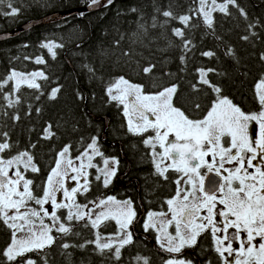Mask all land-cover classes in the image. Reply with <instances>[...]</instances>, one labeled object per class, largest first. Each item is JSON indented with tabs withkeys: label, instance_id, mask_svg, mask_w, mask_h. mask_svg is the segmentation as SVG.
Instances as JSON below:
<instances>
[{
	"label": "snow or ice",
	"instance_id": "obj_1",
	"mask_svg": "<svg viewBox=\"0 0 264 264\" xmlns=\"http://www.w3.org/2000/svg\"><path fill=\"white\" fill-rule=\"evenodd\" d=\"M100 2L90 0L89 7L99 6ZM112 2L107 0V4ZM194 3L198 6L190 8L188 14L175 15L171 9L162 12L164 17L184 25V28L172 29L173 35L182 41V64L186 63L187 53L196 47L192 39L185 35L186 28L196 27L190 23L193 15L201 16L206 28L211 29L213 34L215 12L230 16L229 6H232L240 16L248 19V13L237 0H194ZM4 6L7 12H2ZM0 13L15 17L20 8L13 6V0H0ZM168 22L164 21L165 24ZM253 27L254 24L248 25L249 29ZM242 39L247 41L249 36L245 35ZM115 43L119 44V40ZM40 46L46 48L53 59L57 55L55 49L63 47L54 42ZM201 55L214 58L216 53L209 50L201 52ZM225 55L236 58L232 48ZM260 59L264 60V53ZM35 63L46 64V61L37 56ZM154 68L155 65L150 64L143 68V72L150 74ZM89 71L93 70L89 68ZM197 73L199 79L197 84L192 85L193 91L200 92L198 85H205L215 96L200 118H194L193 109L178 106V84L161 87L153 82L151 87H159L160 90L145 92V85L120 76L105 90L109 102L123 106L127 131L145 137L142 143L150 149L154 175L167 181L169 171L176 174L173 181L175 194L164 201L167 211H148L143 228L145 232L154 230L159 247L170 254L164 264H194L191 259L182 258L179 254L186 248L196 247L199 237L205 232H210L221 264H264V76L255 85L259 110L245 112L231 98L222 95L223 89L218 84L208 79L210 73H224L203 67L198 68ZM38 79L46 82L49 77L43 70L30 73L10 70L0 80V93L12 83V90L3 95L7 106L14 108L20 105L21 97L16 94L23 85L43 95ZM61 87L52 88L49 99H56ZM40 95L35 99L39 100ZM78 96L84 99L82 95ZM201 107L199 102L194 103L195 110ZM13 119L18 121L20 116L16 114ZM52 127L51 124L46 126L43 139H52L56 135ZM148 132L153 134L145 136ZM0 137L4 138L0 141V222L11 232L10 242L0 253L4 264H16L18 259L19 264H37L36 260L27 257L28 253L42 252L62 237L79 235L73 232V227L81 222L84 227L94 230L95 239L87 241V244H93L99 255L111 253V258L119 261L122 249L134 243L131 226L137 212L133 201L130 198L118 200L116 196L84 203L77 199L78 195L86 196L91 191L90 169H96L94 179L105 188L116 175L119 160L105 157L98 137H92L84 151L75 158L71 156L72 145H65L57 153L42 188L41 185L34 188L35 181L26 178L29 171L37 174L41 171L32 152L23 150L5 158L3 154L14 145L9 142L7 132L0 133ZM30 147L34 149L36 145L31 144ZM157 147L161 151H157ZM95 157L102 159V166L93 163ZM226 164L233 167H225ZM67 181L75 182V186L69 187ZM37 190H40V195L36 194ZM58 194L62 198L58 199ZM45 205H50L51 211ZM218 205L221 207L218 208ZM59 210H65L63 217L58 215ZM217 217L221 219L217 220ZM106 221L115 223V232L102 234L99 231ZM170 228L173 231H169ZM229 229L233 231L230 233ZM53 232L57 235L54 236ZM257 238L259 242L254 243ZM236 241L239 246L233 247ZM60 246L65 250L74 247L69 243ZM85 246L79 245L81 248ZM135 260L137 264L141 261L149 264L146 257L137 255ZM44 264H47L46 259Z\"/></svg>",
	"mask_w": 264,
	"mask_h": 264
},
{
	"label": "trees",
	"instance_id": "obj_2",
	"mask_svg": "<svg viewBox=\"0 0 264 264\" xmlns=\"http://www.w3.org/2000/svg\"><path fill=\"white\" fill-rule=\"evenodd\" d=\"M89 2L13 0V6L20 8V13L15 17L0 13V34L55 12L89 5ZM237 2L248 13V19L240 16L232 6H229L230 16L215 12L214 34L206 28L201 16L193 15L190 23L196 27L186 28L185 35L196 47L187 53L185 64L180 60L184 54L182 41L172 33L173 28H184V25L164 17L162 12L171 9L175 15L188 14L190 8L198 6L194 0H113L98 9L82 10L59 20L38 23L16 35L1 38L0 80L12 69L23 72L43 70L49 77L46 82L37 80L42 85L43 95L23 85L16 94L21 97V103L14 108L8 107L3 99L4 93L12 90V83L0 93V133L7 132L9 142L14 145L3 154L4 157L9 158L23 150L32 152L41 171L38 174L29 171L26 178L35 181L34 188L35 185L42 188L57 153L65 145H72L71 156L76 157L92 137H102L103 132L109 137L122 139L125 133L119 122L121 106L109 102L105 91L120 76L145 85V92L160 90L159 87H151L153 82L161 87L178 84V106L193 109L195 117H202L215 96L205 85H198L200 92H194L192 85L198 82V68H215L224 75L210 73L208 79L223 89L222 95L231 98L243 110H255L259 107L255 85L264 76V60L260 59L264 53V0ZM133 8L137 11L133 12ZM7 11L4 6L2 12ZM165 20L169 22L165 24ZM250 23L255 27L249 29ZM252 32L256 35H251ZM245 35L249 40L242 39ZM117 40L119 44L115 43ZM49 42L63 45L55 49V59L40 46ZM229 48L235 51V59L225 55ZM209 50L216 53L214 58L201 55V52ZM37 56L43 57L46 64H36ZM150 64L155 68L152 73L145 74L143 68ZM89 68L93 71L90 72ZM57 86H62L57 98L49 99L51 89ZM78 94L84 99H80ZM37 95H40L39 100L35 99ZM196 102L202 105L201 109H194ZM16 114L20 116L18 121L13 119ZM48 124L53 126L52 131L56 135L52 139H43ZM3 139L0 137V141ZM123 143L128 148L127 141ZM31 144L36 147L31 148ZM90 180L91 191L86 196L77 197L81 203L98 196L100 182L92 176ZM36 194L40 195V190ZM58 213L63 217L65 210ZM115 230L116 225L112 221H106L99 229L102 234ZM73 232L79 235L62 237L50 248L28 253L27 257L36 260L37 264H44L45 259L47 264H135L137 255L142 257L151 253L147 246L134 242L122 249L121 259L116 261L111 258V253L101 256L93 244H87V241L95 239L91 227H84L81 222L74 224ZM52 234L57 235L55 232ZM10 239V230L0 222V253ZM63 243L74 247L65 250L60 246ZM79 245L86 246L81 248ZM0 264H4L2 255ZM16 264H19V259Z\"/></svg>",
	"mask_w": 264,
	"mask_h": 264
},
{
	"label": "flooded vegetation",
	"instance_id": "obj_3",
	"mask_svg": "<svg viewBox=\"0 0 264 264\" xmlns=\"http://www.w3.org/2000/svg\"><path fill=\"white\" fill-rule=\"evenodd\" d=\"M258 110L259 107L255 110L244 111L252 112ZM119 119L125 133V136L122 138L123 140L109 137L106 132H103L102 137H98L99 147L105 157L117 158L119 160V165L116 175L112 178L108 187L105 188L103 184L98 181L100 184L98 185V196L96 199L107 196H116L118 200L130 198L137 212L136 220L131 226L134 242L143 244L145 247L147 246L148 251L151 253L149 255H143L142 257L148 258L149 264H164V261L170 258V254L159 247L156 239L157 233L151 229L145 232L143 224L148 211H167V205L164 201L175 194L176 185L173 181L176 179V174L169 171V179L167 181L154 175V166L149 156L150 149L145 147L142 143L145 137L132 135L127 131L126 118L123 115L122 105L121 111L119 112ZM152 134L153 133L148 132L145 136ZM123 141H127L128 148L124 147ZM157 151H161V149L157 147ZM208 159L211 158L209 157ZM93 163L102 166V159L100 157H95ZM225 167H233V165L226 164ZM201 171H203V169ZM89 172V179L91 176L95 177L97 174L96 169H90ZM73 183L75 184V182ZM149 184L152 185V187H150ZM60 198H62L61 194L58 196V199ZM219 207L221 206L218 205V208ZM220 219V217H217V220ZM169 231H173V229L170 228ZM232 231V229H229L230 233ZM258 242L259 238L254 241V243ZM238 246V241L233 242V247ZM225 255H227V253H225ZM179 256L185 259H191L194 264H207L208 261H211L212 264H221L220 257L214 251L210 232L202 234L198 239L196 247L184 249ZM135 264H137V261ZM140 264H143V261H141Z\"/></svg>",
	"mask_w": 264,
	"mask_h": 264
},
{
	"label": "water",
	"instance_id": "obj_4",
	"mask_svg": "<svg viewBox=\"0 0 264 264\" xmlns=\"http://www.w3.org/2000/svg\"><path fill=\"white\" fill-rule=\"evenodd\" d=\"M106 3H107V0H101L99 6L89 7V5H86V6H82V7H76V8L68 9L65 11L55 12V13L49 14L48 16L42 17L40 19L32 20V21L20 26L19 28L15 29V30L0 34V39L8 37V36L16 35V34L22 32V31H24V30H26V29L30 28L31 26L36 25L38 23H45V22H49V21H53V20H59V19H62L64 17H67L68 15H70L72 13L79 12L82 10L98 9V8L104 6ZM108 124H109V120H107V125Z\"/></svg>",
	"mask_w": 264,
	"mask_h": 264
},
{
	"label": "rangeland",
	"instance_id": "obj_5",
	"mask_svg": "<svg viewBox=\"0 0 264 264\" xmlns=\"http://www.w3.org/2000/svg\"><path fill=\"white\" fill-rule=\"evenodd\" d=\"M21 72H23V71H21ZM33 72V71H32ZM25 73H30V72H25ZM72 158H75V157H72ZM76 163H79L78 161L76 162ZM10 175H11V173H10ZM82 182V181H81ZM67 184H68V186L69 187H72L73 185H75L74 183H73V181H67ZM58 196H59V194H58ZM45 207H48L49 208V211H51V207H50V205H45ZM97 211H99V209H97ZM58 215H59V213H58ZM47 222V221H46ZM141 263V262H140Z\"/></svg>",
	"mask_w": 264,
	"mask_h": 264
}]
</instances>
